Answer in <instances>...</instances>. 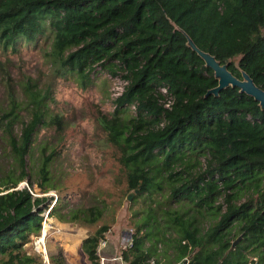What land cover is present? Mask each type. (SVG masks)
<instances>
[{
	"label": "trees",
	"instance_id": "obj_1",
	"mask_svg": "<svg viewBox=\"0 0 264 264\" xmlns=\"http://www.w3.org/2000/svg\"><path fill=\"white\" fill-rule=\"evenodd\" d=\"M263 30L264 0H0V54L6 61L46 43L53 75L74 73L84 87L101 66L127 81L104 129L120 143L125 196L134 193L131 203L142 198L148 210L130 246L120 250L123 264H159L157 244L170 248V258L162 255L167 264H248L255 257L264 264V109L237 88L204 97L217 83L183 35L226 64L232 76L239 79L243 71L264 91ZM17 85L24 100L8 94L0 105V139L8 155L0 162V264H43L24 246L39 236L50 203L17 186H31L25 158L37 129L60 130L61 118L44 115L48 87L30 80ZM161 88L173 99L169 110L159 104ZM16 124L19 134L13 135ZM39 154L36 196L53 189L48 165L56 153L43 145ZM163 191L165 203L188 206L162 209L165 203L155 198ZM53 206L47 217L77 219L53 213ZM105 230L81 241L89 264H99L95 249ZM46 258L48 264H69L60 249L48 250Z\"/></svg>",
	"mask_w": 264,
	"mask_h": 264
},
{
	"label": "rangeland",
	"instance_id": "obj_2",
	"mask_svg": "<svg viewBox=\"0 0 264 264\" xmlns=\"http://www.w3.org/2000/svg\"><path fill=\"white\" fill-rule=\"evenodd\" d=\"M47 52V44L41 43L37 47L27 46L15 55H8V61L0 54V105L7 102L8 94L23 101L25 95L17 84L30 80L41 89L49 88L50 98L43 103L45 117L61 118L60 130L55 125H41L37 129L25 158L31 186L24 181L17 186L19 189L25 188L34 198H45L42 203H50L49 208L41 214L39 236H30L24 249L27 255L40 257L42 260L46 258L48 250L55 252L60 249L67 263L89 264L80 249V243L99 227H105L106 246L102 253L108 257L106 264H119L110 259L119 255L135 230V225L143 220L144 213L148 210L147 201L144 203L142 198H137L132 203L133 196L130 201L126 200L125 169L117 161L120 143L104 129V126L111 123L116 98L115 87L121 79L111 76L107 67L96 66L85 86L81 87L74 73L63 71L52 74L53 68L45 55ZM7 85L11 86L10 91ZM21 110L19 107V115L26 122L28 115ZM131 110L130 108L126 115H130ZM19 130L20 125H14L12 134L18 135ZM43 145L54 148L56 153L48 165L49 182L53 189L47 194L36 196L33 192L39 187L34 172L40 157L39 148ZM4 151L5 144L0 139L2 165L8 160ZM166 197L167 192L163 191L155 200L163 203ZM242 200L243 198L239 203ZM217 203L221 204V200L218 199ZM50 206H53L52 212L55 214H73L77 219L73 222H60L55 217H47ZM179 206L187 207L188 204L165 203L161 207L164 210H175ZM88 220L93 223H84ZM206 226L207 223H204V228ZM41 238L43 246L40 245L41 241L39 245L36 244ZM156 248L157 256L154 260L158 259L159 264H167L162 255L166 251L170 258V248L162 244H157Z\"/></svg>",
	"mask_w": 264,
	"mask_h": 264
},
{
	"label": "water",
	"instance_id": "obj_3",
	"mask_svg": "<svg viewBox=\"0 0 264 264\" xmlns=\"http://www.w3.org/2000/svg\"><path fill=\"white\" fill-rule=\"evenodd\" d=\"M183 35L186 39V46L197 55V57L203 62L204 67L212 71L213 78L217 83L214 88L208 90L204 94V97L208 95L217 96L219 91L227 87L237 88L239 93H243L247 97L252 98V100L257 103V106L260 110L264 109V91L255 86L248 75H246L243 71H239V79L235 78L230 72L227 71L226 64L220 65L212 56L198 50L191 40L185 34ZM133 194L134 193H129L126 197V200L130 201ZM44 228L45 227H43V230ZM240 239L241 235L236 237L231 242L229 251L234 249L235 245L240 241Z\"/></svg>",
	"mask_w": 264,
	"mask_h": 264
},
{
	"label": "built area",
	"instance_id": "obj_4",
	"mask_svg": "<svg viewBox=\"0 0 264 264\" xmlns=\"http://www.w3.org/2000/svg\"><path fill=\"white\" fill-rule=\"evenodd\" d=\"M127 86V81L125 80H120L118 83H117V86L115 87V92H114V97H118L122 92H123V89ZM160 92V95H161V99L159 100V104L162 106L163 109L165 110H169L170 109V106L172 105L173 103V99L170 95L167 94V91L166 89L164 88H161L159 90ZM132 110H134V106H131L130 107ZM131 110V111H132ZM103 235V239H100L98 241V244L96 246V249H95V252H96V255L98 256V261H99V264H106L107 260H108V257L105 256L102 252L106 246V240H105V232L102 234ZM41 241V244L43 246V240L41 238V240H38L36 242L37 245H39ZM130 246V238L129 240H126V243L125 245L122 247V249H124L125 247H128ZM121 249V250H122ZM114 258L110 259L111 261H116L117 263L119 264H123L122 261H121V257L118 255V256H113ZM42 263L43 264H48L47 262V258H43L42 260ZM145 264H155L153 260H148ZM248 264H257L256 262V259L255 258H251L249 261H248Z\"/></svg>",
	"mask_w": 264,
	"mask_h": 264
},
{
	"label": "crops",
	"instance_id": "obj_5",
	"mask_svg": "<svg viewBox=\"0 0 264 264\" xmlns=\"http://www.w3.org/2000/svg\"><path fill=\"white\" fill-rule=\"evenodd\" d=\"M81 244V243H80Z\"/></svg>",
	"mask_w": 264,
	"mask_h": 264
}]
</instances>
